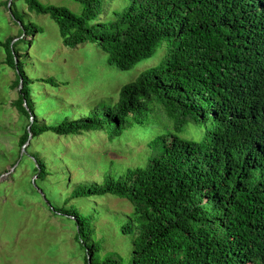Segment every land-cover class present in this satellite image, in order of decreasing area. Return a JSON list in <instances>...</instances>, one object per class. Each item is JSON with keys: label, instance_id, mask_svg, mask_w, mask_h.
Listing matches in <instances>:
<instances>
[{"label": "trees", "instance_id": "1", "mask_svg": "<svg viewBox=\"0 0 264 264\" xmlns=\"http://www.w3.org/2000/svg\"><path fill=\"white\" fill-rule=\"evenodd\" d=\"M70 1L79 13L23 0L29 13L58 27L64 47L94 44L119 71L152 58L163 43L165 55L122 86L115 104L97 105L76 121L64 112L47 124L61 100L38 98L35 90L58 91L60 83L27 75L21 53L42 30L17 20L18 41L0 40L16 76L11 107L26 121L12 168L29 170V185L45 206L73 226L84 264H264V0H119L125 8L113 0ZM88 132H105L111 143H146L149 154L141 165L110 170L100 183L73 185L67 169L50 171L68 163L69 153H31L46 134ZM105 197L132 208L119 232L133 236L127 257H102L95 236L101 212L78 207Z\"/></svg>", "mask_w": 264, "mask_h": 264}, {"label": "rangeland", "instance_id": "2", "mask_svg": "<svg viewBox=\"0 0 264 264\" xmlns=\"http://www.w3.org/2000/svg\"><path fill=\"white\" fill-rule=\"evenodd\" d=\"M7 1H11L10 10L5 5ZM38 1L46 6L80 12V6L70 0ZM113 1L115 5L126 7L119 0ZM12 3L13 0H0V40L13 38L14 43L18 41L22 27L15 23L17 20L40 28L42 32L33 35V43L21 53L26 59V73L33 80L55 78L60 83L58 91L35 90L38 98L48 94V97L57 96L61 100L58 108L49 114L51 117L44 119L47 124L62 117L64 112H69V119L76 121L97 105L115 104L119 89L133 82L143 71L157 66L166 52V43H163L152 58L143 60L131 71L122 72L110 66L107 55L94 44L85 43L74 49L64 47L58 27L48 16L29 13L23 0L14 1L13 17ZM5 60V53L0 50V175L9 172L0 182V264H84L74 239L73 226L55 217L45 206L29 185L34 180L31 172L17 167L11 171L20 152L18 141L26 121L11 107L18 90L14 87L15 72ZM203 132L204 129L195 134L196 142L201 140ZM117 142L111 143L105 132L65 137L46 134L32 142L31 153L49 159L54 148L62 149L61 156L69 153L70 161L60 160L58 166H50V171L56 174L67 169L74 180L73 185H92L100 183L107 172L118 173L141 165L149 154L146 143L128 138ZM89 156L91 160H88ZM77 162L79 165L75 166ZM70 192L71 188L60 195V203ZM78 207L84 213L93 209L101 212L102 216L95 222V236L96 240L103 241L102 257L106 254L127 257L133 236L119 232L132 211L130 204L105 197L81 202Z\"/></svg>", "mask_w": 264, "mask_h": 264}, {"label": "water", "instance_id": "3", "mask_svg": "<svg viewBox=\"0 0 264 264\" xmlns=\"http://www.w3.org/2000/svg\"><path fill=\"white\" fill-rule=\"evenodd\" d=\"M10 2H11V1H9L8 9L10 8ZM31 139H32V136L30 135V136H29V141H30ZM29 141H28V142H29ZM27 145H28V143L23 147V151H24V149L26 148ZM14 168H15V167H14ZM14 168H12L11 171H14ZM8 174H9V172H7V173L1 175V176H0V182L3 181L4 178H5L6 176H8ZM33 183H34V182H33Z\"/></svg>", "mask_w": 264, "mask_h": 264}]
</instances>
